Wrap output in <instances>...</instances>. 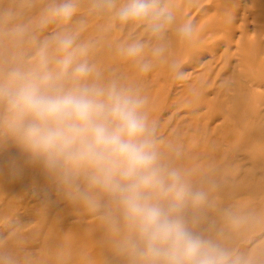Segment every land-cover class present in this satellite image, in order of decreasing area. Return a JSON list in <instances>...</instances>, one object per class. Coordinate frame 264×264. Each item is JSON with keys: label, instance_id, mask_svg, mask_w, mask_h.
<instances>
[{"label": "clouds", "instance_id": "obj_1", "mask_svg": "<svg viewBox=\"0 0 264 264\" xmlns=\"http://www.w3.org/2000/svg\"><path fill=\"white\" fill-rule=\"evenodd\" d=\"M105 3L115 9L121 25L144 24L158 39L175 19L162 0ZM76 11V0H58L44 23L67 22ZM179 33L192 39L193 25L183 24ZM77 36L56 33L39 48L34 66L16 64L0 73V127L31 163L61 179L92 207L97 205L90 192L108 197L111 208L103 220L119 237L116 249L130 264H241L190 227L205 193L163 159L146 100L115 81L102 82L86 59L88 45H78ZM144 47L134 41L119 51L139 60ZM161 51L156 48L154 54ZM54 55L58 58L50 67ZM150 68L148 62L140 65L144 73ZM6 261L0 257V264Z\"/></svg>", "mask_w": 264, "mask_h": 264}, {"label": "rangeland", "instance_id": "obj_2", "mask_svg": "<svg viewBox=\"0 0 264 264\" xmlns=\"http://www.w3.org/2000/svg\"><path fill=\"white\" fill-rule=\"evenodd\" d=\"M76 4L77 11L67 22L44 23L47 13L22 29L0 52V73L16 64L34 66L37 51L54 34L75 32L76 43L88 45L86 59L96 66L102 82L115 81L146 100L145 111L155 126L163 159L185 174L191 184L240 153V124L235 116L209 100L212 94L208 98L201 94L209 89L206 83L193 82V69L179 71L162 51L154 54L159 47L129 34L130 23L121 25L103 10L80 1ZM260 23H254L252 14H246L245 21L234 28L249 36L253 34L252 25ZM223 33L218 28L214 36L222 38ZM134 41L145 45L142 56L139 60L126 59L119 49ZM221 44L220 52L238 59L237 39ZM204 48L205 42L200 45L201 50ZM57 58L53 56L50 67ZM145 62L151 64L147 73L140 70ZM217 63L221 65L222 60ZM239 68L244 72L242 65ZM77 183L81 189L86 188L82 179ZM90 195L96 207L41 165L31 163L0 127V257L9 258L5 264H100L116 247L119 237L103 220L111 208L108 197L98 190Z\"/></svg>", "mask_w": 264, "mask_h": 264}, {"label": "bare ground", "instance_id": "obj_3", "mask_svg": "<svg viewBox=\"0 0 264 264\" xmlns=\"http://www.w3.org/2000/svg\"><path fill=\"white\" fill-rule=\"evenodd\" d=\"M50 1L0 0V52L22 29L48 13L53 5ZM76 1L103 10L119 22L105 0ZM162 6L171 7L175 19L159 39L144 24L130 23L129 34L155 43L177 70L193 69V82L206 83L209 89L201 94L207 98L212 94L209 100L235 116L242 134L240 153L192 184L205 193L206 201L190 227L239 258L241 264H264V0H162ZM211 10L210 15L203 13ZM246 14H252L254 23L261 22L252 25L249 36L234 28L245 21ZM185 23L193 25L192 39H183L179 33ZM218 28L224 30L222 38L214 36ZM233 39H237L236 60L220 52L221 41ZM188 215L191 219V210ZM100 264L130 262L114 247Z\"/></svg>", "mask_w": 264, "mask_h": 264}]
</instances>
